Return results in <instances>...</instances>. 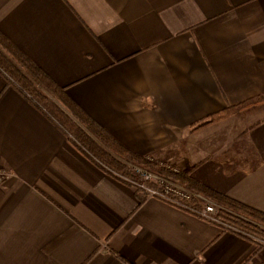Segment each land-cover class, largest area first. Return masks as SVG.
Here are the masks:
<instances>
[{"label":"crops","instance_id":"crops-1","mask_svg":"<svg viewBox=\"0 0 264 264\" xmlns=\"http://www.w3.org/2000/svg\"><path fill=\"white\" fill-rule=\"evenodd\" d=\"M0 31L116 141L264 212V0H0ZM0 264H260V247L94 165L0 73Z\"/></svg>","mask_w":264,"mask_h":264},{"label":"trees","instance_id":"trees-1","mask_svg":"<svg viewBox=\"0 0 264 264\" xmlns=\"http://www.w3.org/2000/svg\"><path fill=\"white\" fill-rule=\"evenodd\" d=\"M0 73L31 103L43 111L74 146L94 165L114 179L135 188L139 204L149 196V189L160 183L146 178L137 168L150 171L193 192L189 197L171 192L158 197L180 209L206 219L223 230L259 245H264V212L210 188L186 171H174L160 161L137 154L116 141L93 120L42 68L0 31ZM264 101V93L237 105L227 106L193 124V129L220 121L248 103ZM214 203L210 214L205 207Z\"/></svg>","mask_w":264,"mask_h":264},{"label":"built area","instance_id":"built-area-1","mask_svg":"<svg viewBox=\"0 0 264 264\" xmlns=\"http://www.w3.org/2000/svg\"><path fill=\"white\" fill-rule=\"evenodd\" d=\"M8 173H6V171H3V170H0V185L2 184V182L4 180H6L8 178ZM153 175V174H152ZM151 174H147L145 177L146 178H154L156 180H158L161 185L158 187V188H155V189H149V194L150 196H155V197H166L167 195H169L171 192H175V193H179L180 195L184 196V197H189L191 193H189L188 191L184 190V189H178V188H175L173 186H170V185H167L165 184V180L161 177H158V176H152ZM213 211H215L214 209V206L213 205H210L208 204L206 207H205V211L204 213L205 214H210L212 213ZM260 264H264V260L262 263Z\"/></svg>","mask_w":264,"mask_h":264},{"label":"rangeland","instance_id":"rangeland-1","mask_svg":"<svg viewBox=\"0 0 264 264\" xmlns=\"http://www.w3.org/2000/svg\"><path fill=\"white\" fill-rule=\"evenodd\" d=\"M164 166H166V167H168V168H170V169H172V170H174V171H177L175 168H173V167H171V166H169V165H166V164H164V163H162ZM140 172H142V174H144L145 176L147 175V174H153L152 176H158L157 174H154V173H152V172H150V171H147V170H143V169H141V168H137ZM158 177H160V176H158ZM161 178H163V177H161ZM154 179V178H153ZM164 180H165V184H167V185H170V186H173V187H175V188H178V189H184V190H186V191H188L189 193H191V194H193V192L192 191H190V190H188V189H186L185 187H183V186H181V185H179V184H177V183H175V182H172V181H169V180H167V179H165V178H163ZM158 181V180H157ZM159 182V181H158ZM160 183V182H159ZM160 185H161V183H160ZM210 205H213V206H215V204L214 203H209ZM208 205V204H207Z\"/></svg>","mask_w":264,"mask_h":264}]
</instances>
